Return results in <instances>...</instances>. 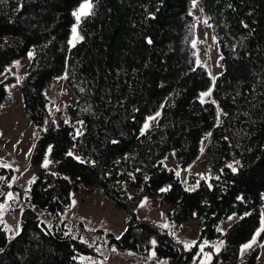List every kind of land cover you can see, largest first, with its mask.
Wrapping results in <instances>:
<instances>
[{"label":"trees","instance_id":"1","mask_svg":"<svg viewBox=\"0 0 264 264\" xmlns=\"http://www.w3.org/2000/svg\"><path fill=\"white\" fill-rule=\"evenodd\" d=\"M200 1L221 51L215 83L194 44L193 0H93L74 46L72 12L82 0H0V76L31 53L21 97L25 116L42 128L33 160L41 165L50 149L58 161L56 172L38 170L29 195L20 190L19 232L9 237L0 220V264H76L81 253L99 254L63 218L86 184L128 214L121 236L100 231L105 247L140 255L131 264H198L203 240L220 243L209 264L256 263L264 233L243 257L239 251L260 227L264 202V0ZM55 78L75 96L69 119L50 116ZM18 80H0V109ZM209 89L212 98L202 99ZM73 146L81 159L69 155ZM201 154L213 175L192 176L198 185L191 189L164 163L187 167ZM13 175L0 165L5 189ZM153 195L170 204L173 222L196 218L195 244L182 247L138 218L141 200ZM232 213L237 219L222 229Z\"/></svg>","mask_w":264,"mask_h":264},{"label":"rangeland","instance_id":"2","mask_svg":"<svg viewBox=\"0 0 264 264\" xmlns=\"http://www.w3.org/2000/svg\"><path fill=\"white\" fill-rule=\"evenodd\" d=\"M191 12L196 19L194 44L198 49L199 60L207 65L212 80L215 83L216 76L223 70V67L219 63L221 56L219 44L212 33L211 25L204 15L200 0L193 2ZM71 39L74 42L76 41L73 34ZM29 60L30 55L25 56L16 61L0 76V80L10 74H15L19 78L17 82L8 85L10 96L0 109V165L11 167L14 172L9 182V189H5L0 184V205H2L0 207V220L5 225L9 237L15 236L20 229V208L25 206L24 200L20 195V190H24L26 195L30 194L35 175L44 165L45 160L49 161L47 167H45L47 170L53 172L58 170V161L52 156L50 149L45 152L41 165L35 163L33 160L37 138L42 128L33 124L25 116L23 110L21 84ZM50 96V116L59 114V117L69 119L68 106L75 100V96L63 78H55L53 80ZM211 98V94L202 97L204 100ZM148 117H154V119L148 120ZM148 117L144 125L147 122L149 126H152L157 123L159 118L156 114ZM222 117L223 114L220 112L219 121H221ZM71 153L77 158H82L75 146L71 148ZM201 157L202 154L187 167H182L176 160L172 159H164V163L168 167L174 168L179 173L184 186L191 189L198 185V181H191L192 176L209 180L213 175L209 168L200 163ZM9 192L13 194L11 198L7 195ZM169 207L170 204L162 202L159 195L146 196L141 200L137 208L138 218L148 221L160 229H166L182 247H186V245L190 246L193 241L197 242L200 227L196 218L191 217L184 223L177 224L167 217L166 211ZM43 217L47 222L52 219L50 214L43 215ZM229 217L222 222V229H225L237 219L236 213H232ZM262 217H264V202L261 205V219ZM63 218L72 221L75 234H78L84 241L96 245L100 251L99 254H79V262L76 264H131L140 259V255L134 251H122L116 247L107 248L102 243L104 234L100 229L113 232L116 236H121L127 227L128 214L115 206L112 201L106 199L100 186L92 188L91 185L86 184L80 190L74 191L72 193L71 204L64 211ZM205 241L207 240L199 243V252L201 254L198 264H209L213 258V253L220 247L219 242L213 243L207 241L208 243L205 244ZM251 241L241 245L239 251L241 257L250 248H247L242 253V246ZM201 246H203V252L200 251ZM208 246L213 247V250H210ZM153 253L155 251L152 249V256ZM206 254H210V256ZM218 264H224V262H219ZM255 264H264V239Z\"/></svg>","mask_w":264,"mask_h":264},{"label":"snow or ice","instance_id":"3","mask_svg":"<svg viewBox=\"0 0 264 264\" xmlns=\"http://www.w3.org/2000/svg\"><path fill=\"white\" fill-rule=\"evenodd\" d=\"M193 2H195V0H193ZM93 7H94L93 0H82V2L79 4L78 8L72 12L73 17L76 20V23L72 26L71 31H72L73 37L77 41L83 39V37L79 36L77 33V26L80 24L82 18L92 15ZM68 43H69V45L74 46L73 39H69ZM149 43H151V41H149ZM29 55H31V53H29ZM210 94H211V89H209L208 92L201 93V97L208 96ZM201 102H203V100ZM212 102L215 103V101H212ZM156 115L159 116V113H156ZM152 119H154V117H148V120H152ZM148 127H149V124L146 122L144 125V128L141 130L142 133H143L144 129H147ZM69 155H72V153H69ZM48 163H49V161L45 160L43 166L47 167ZM229 167H231V165H229ZM233 171H235L234 168H233ZM177 175H179V173H177ZM0 179H3V178L0 177ZM166 190L167 189H161V191H166ZM7 195L9 198H11L13 194L11 192H9V193H7ZM0 207H2V205H0ZM229 219H231V217H229ZM261 233H264V217H262V219L260 221V227L256 230V234L253 236L252 241L248 244L243 245L241 248V252L243 253L244 250L251 247L252 244L256 242V237L259 236ZM117 239H119V237H117ZM155 243H156V241L152 240V244L154 245ZM204 243L207 244L208 242L205 241ZM192 244H195V241H193ZM186 247H189V245H186ZM200 251L203 252V246H201ZM217 251H218V249H217ZM154 254L155 253H153V255ZM206 255L210 256V254H206Z\"/></svg>","mask_w":264,"mask_h":264}]
</instances>
